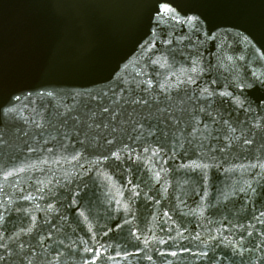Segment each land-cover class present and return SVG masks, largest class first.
I'll return each mask as SVG.
<instances>
[{"label":"water","instance_id":"1","mask_svg":"<svg viewBox=\"0 0 264 264\" xmlns=\"http://www.w3.org/2000/svg\"><path fill=\"white\" fill-rule=\"evenodd\" d=\"M154 3L155 0H0V102L17 95L21 97L19 101L12 99L10 103L0 106V183H3V169L28 168L16 178L11 188L6 187L5 190L15 193L13 200L26 194L35 197L31 202L20 199L18 206L37 216L36 231H51L52 239L48 243L61 251L63 247L58 244L59 240H64L65 244L74 240L79 243V238L87 240L91 235L87 232V222H82L83 218L79 216L81 211L99 231L103 230L102 226L110 227L118 220L122 223L121 218L125 214L122 211L116 213L114 209L122 208L129 194L123 192V202L119 206L113 199H121L117 191L121 186L126 189L139 185L137 191L141 192V197L131 204L133 215L128 218L132 220L133 231L138 225L139 232L150 240L153 235L168 239V235L161 231V217L168 226L179 228L184 237L191 235L194 238L199 234L209 245L214 244L213 237L221 233L229 240H240L241 227L249 222L256 223L252 220V214L264 210V189L255 183L256 178L250 169L241 168V165L255 163L254 156L262 154L258 137L257 143L252 146L235 148L230 153H213L197 160V163L209 165L203 173L183 168V165L196 159L191 151L192 146L186 143L188 155L177 149V157L168 160L167 164L160 160L155 165L145 161L142 166H134L131 172L126 168L116 170L102 166L101 171L112 177L115 187L106 186L103 177L95 174V169L91 173L85 171L90 167L88 161L95 159L89 152H84L85 158L81 161L84 168L71 162V146L82 149L73 136L74 122L69 119L67 124L62 123L59 114L65 113L68 108L74 110L68 113L69 116L83 114L88 108L99 111L97 106L101 101L105 105L110 104L109 98L120 100L123 104L124 99L136 94L149 95L141 89L146 87L142 83L147 79L143 73L153 71L148 63V57L153 56V51L149 50L150 43L157 36L162 38L164 31L180 34L175 26L167 29V21H161L158 25L151 18L155 16ZM196 3L200 6L199 11L208 17L204 31L209 30L210 21L215 40L203 35L197 40V34L192 33L189 47L181 45L168 55V61L175 64L176 72L179 74L181 67L187 68L189 55L197 51L205 67L212 64L211 77L217 80L213 88L227 85L228 90L232 91V85L238 80L250 81L253 70L264 72V0H196ZM184 44L188 45L189 41L185 40ZM156 48L163 49L164 46L157 42ZM158 71L161 75L152 76L154 85L165 81V72L172 75L167 67ZM208 78V73H205L204 79ZM168 83L175 85L176 77L173 76ZM150 91L157 95L160 93L158 87ZM169 91L175 96L172 89ZM249 91L253 93L249 97L252 110L258 111L256 101L264 95V89L246 90V94ZM47 92H53L54 96L47 97ZM38 93L45 95L39 96ZM85 93H91L96 98L89 101L86 96L77 95ZM103 93H107V96H103ZM85 103L88 108L83 107ZM184 103L191 109L195 101H188L185 97ZM125 107L130 110V106ZM10 108L16 111H8ZM217 108L220 116H217ZM208 110L212 116H216L217 124L203 114L197 115L196 119H204L210 129L219 128L214 135L224 137V143L230 142L233 135L240 136L239 131L233 134L227 128L229 125L239 127L237 120H244V113L234 110V106L228 103L219 107L218 103H213ZM221 118L227 120L229 125H225ZM34 122H42L44 129L37 128ZM81 132V139L84 138L83 133L89 137L93 134L86 126L81 128ZM44 140L51 141V145H45ZM61 141L69 145L67 150L60 148ZM212 143L215 145L217 142ZM53 145L55 152L40 150ZM30 148L37 150L30 151ZM164 158L168 159L167 156ZM215 164L221 167H214ZM161 166L169 170L168 185L164 181L156 183L153 178V172ZM229 168L238 170L225 171ZM128 180H132L133 184L128 185ZM245 181L257 188V194L251 199L239 191L247 188ZM85 184L87 187H84ZM260 184L264 185V179ZM164 187L168 188L167 192ZM41 188L43 192L37 190ZM75 191L82 192L76 198L79 206L66 207ZM3 198L7 200V197ZM49 203L55 205L52 211H46ZM164 213L172 219L169 220ZM6 216L9 232L29 226L30 219L25 211ZM45 219L50 223H45ZM249 230L254 235L249 237L244 233L246 246L251 247L253 243L259 245L264 241V236L259 234L264 231V225L256 224L255 230ZM110 235L121 250L136 252L137 245L143 247L130 234L128 225L119 233ZM171 236L175 237L176 232L173 231ZM23 239L28 240L29 237L24 236ZM104 239L108 240L109 237ZM177 242H180V238H177ZM198 244L200 241L195 239L191 244L187 239L183 240V245L190 247L192 252L201 250L202 246L196 247ZM156 249L178 250L171 242L167 245L150 244L145 251L152 255V261L145 259V253L141 252L121 264H166L167 260H171L172 264H208V261L191 254L175 258L161 257ZM221 253L231 257L222 260L221 264H233V261L235 264H264V247H258L251 253L245 252L243 257L232 254L230 249L222 246L216 250V254ZM98 264L105 262L101 260Z\"/></svg>","mask_w":264,"mask_h":264},{"label":"snow or ice","instance_id":"2","mask_svg":"<svg viewBox=\"0 0 264 264\" xmlns=\"http://www.w3.org/2000/svg\"><path fill=\"white\" fill-rule=\"evenodd\" d=\"M199 9L200 6L196 3V0H155V16L151 18L158 25L161 24V21H167L165 27L172 29L175 26L180 34L176 35L174 31H164L162 38L157 36L156 40L150 43L149 50L153 51V56L148 57V63L153 71L143 73L147 79L142 81L146 87L141 89L142 92L149 93V95L136 94L128 99L121 97V99H124L123 104L120 100L109 98L111 103L105 105L101 101L97 106L99 111L88 108V104L85 103L83 107L88 108V110L83 112V114L69 116L68 113L74 111L72 108H68L65 113L59 114L62 123L67 124L69 119L74 122L73 136L76 138V143L82 149L77 150L75 145L71 146L73 149L71 162H75L79 167L84 168V164L81 163L85 158L84 152H89L90 155H94L95 159L88 161L90 167L86 168L85 171L91 173L95 169V174L103 177L106 186L112 185L115 187V184H113L112 177L107 172L101 171L102 166L116 170L126 168L127 171L131 172L134 166H142L145 161L155 165L160 160L163 161V164H167L168 160H174L177 157V149L182 150L184 155H188L189 148H185L186 143L192 146L191 151L196 156V159L192 160L189 164L183 165V168L189 171L199 170L203 173L205 169L209 168V165L206 163H197V160H202L205 156H210L213 153H230L235 148H243L245 145L252 146L257 143L258 137L259 150L262 154L254 156L255 163L241 165V168L250 169L252 176L256 178L255 183L261 189H264V185L260 184V181L264 179V95L260 96L256 101L258 111H253L252 101L249 99L253 93L249 91L246 94V90L256 89L259 91L264 89V72L257 73L253 70L250 81L238 80L232 85L234 90L230 91L227 85H220L219 88L212 87V85L217 84V80L211 77L212 64L209 63L205 67L203 58L198 51L189 55L187 60L188 67H181L179 74L175 70V64H170L168 61V55L174 53L181 45L189 47L192 44V33L197 34V40H199L200 35L215 40V37L211 34L210 21L208 22L209 30L204 31L205 22L208 21V17L200 12ZM185 28L187 32H185ZM185 40L189 41L188 45L184 44ZM157 42L163 45L164 48L157 49ZM169 45L174 46L169 48L167 47ZM181 55H183V52H181ZM228 59L231 60L232 58L228 57ZM174 60L175 57H173ZM166 67L172 75L170 76L165 72V81L162 83L158 82L154 85L152 80L153 74L156 76L161 75L158 70ZM205 73H208V79H204ZM180 74L183 75V78H181ZM173 76L176 77L177 81L175 85L168 83ZM153 87L160 89L159 95L151 93L150 90ZM221 88L223 90H220ZM169 89L175 92V96L172 95ZM110 91L115 90L110 89ZM237 91L239 95H237ZM30 95L31 93H29ZM38 95L44 96L45 93H38ZM46 95L49 98L54 96L53 92H47ZM77 95L86 96L89 101L96 98L91 93ZM103 96H107V93H103ZM161 96L163 99H161ZM185 97L188 101H195L191 109L185 105ZM12 99L19 101L21 97L17 95L8 100H4L0 102V106L3 103H10ZM213 103H218V107L223 106L224 103H228L234 106V110L244 113L245 119L242 121L237 120L239 127L231 126L227 120L221 118L225 125H229L227 131L233 134L239 131V137L233 135L230 138V142L224 143V137L213 134L214 132L218 133L219 128L210 129L209 125L204 122V119H196L197 115L203 114L213 124H217L216 116H212V113L208 110ZM125 105L130 106V110ZM8 111L15 112L16 109L10 108ZM217 116H220L218 108ZM34 123L37 128L44 129L42 122ZM83 126H86L87 129L92 131L93 134L91 137L87 133H83L84 138H80L82 135L81 128ZM131 133L136 134L131 135ZM181 137H183V140ZM165 141H168L167 145ZM205 141L208 143H205ZM212 141H216L217 143L214 145ZM43 143L45 145H51V141L49 140H44ZM68 147L69 145L63 141L60 142L61 149L67 150ZM36 150L35 148H30V151ZM40 150L55 152V146L41 148ZM97 150L101 151L97 152ZM161 153H164V155L162 156ZM165 156L168 159H165ZM213 166L221 167L220 164ZM237 170L236 168L225 169V171L230 172ZM26 171H28V168L23 166L2 170L3 183H0V194H2L0 195V264H69V261L71 264H98L101 260L105 264H121L122 261H129V257L140 255L141 252L145 253V259L152 261V255L147 254L145 251L149 245H167L170 242L178 250L161 251L160 249H156L159 256L175 258L184 254H191L200 260L208 261V264H221L222 260L231 258L224 253L216 254V250L221 246L225 249H230L232 254L241 257H243L245 252L251 253L258 247H264V241H261L259 245L253 243L251 247H248L246 246L247 242L243 239L244 233L249 237L254 235V232L249 229L255 230L256 224L264 225V210L259 211L258 214H252V220L256 221V223L249 222L247 226L241 227L240 240H235V238L229 240L227 236L221 233L218 236H214L213 240L215 243L209 245L199 234H196L194 238L191 235L184 237V233L179 228L168 226L167 221L163 217H161V231L168 235V239L163 237L157 238L153 235L150 240L147 236H143L139 232L138 225L135 226L136 230L133 231L132 220L128 218L133 215L131 204L136 198L141 197V192L137 191L139 185H135L126 189L121 186L117 190L121 195V199H115L113 197L115 204L119 206L123 202V192L127 191L129 194L127 202L123 203V207H116L114 209L116 213L122 211L125 214L121 218L122 223L118 220L110 227L102 226L103 230L99 231L88 221V216L85 215V212L81 211L79 216L83 218L82 222H87V232L91 233V235L87 240L79 238V243L74 240L69 244H65L64 240H59L58 244L63 247V251H61L55 245L48 243L52 239L51 231L46 233L36 231L38 228L36 223L37 216L32 215L30 211H27L22 206H18L20 205V199L31 202L35 197L26 194L17 200H13L15 193H9L5 190L6 187L11 188L16 178ZM168 171V169L161 166L159 170L153 172V178L156 183L164 181V184L168 185ZM162 172L164 173L163 176L161 175ZM77 176L82 179L79 174ZM245 183L247 184V188H241L239 191L245 193L251 199L252 196L257 194V188L253 187L252 183L247 181ZM127 184L132 185L133 181L128 180ZM84 187H87V184ZM37 190L40 192L44 191L42 188ZM167 190L168 188L164 187V191L167 192ZM20 191L23 193L24 190L21 188ZM81 195V191H75L66 207L79 206L76 198ZM3 197H7V200ZM144 198L147 199V197ZM156 202L158 203V201ZM54 207L55 205L49 203L46 211H52ZM201 207L203 206L201 205ZM206 210L203 209V211ZM20 211L27 212L30 219L29 226L27 229L21 227L19 231L13 230L9 232L6 227L8 224L6 214ZM192 214L196 215L195 212ZM202 214L203 212H201ZM164 216H168V214L164 213ZM168 219L171 220L172 217L168 216ZM45 223L50 222L45 219ZM125 225L129 226V232L135 240L143 244V247L137 245L138 250L136 252H131L126 249L121 250L113 243L115 238L110 234L119 233ZM148 231H151V229H148ZM173 231L176 232L175 237L171 236ZM259 234L264 236V231H261ZM24 236L29 237V239L24 240ZM104 237H109V239L105 240ZM177 238H180V242H177ZM184 239H187L189 244H191L193 239L200 241V244L196 247L201 248L202 246L201 250L192 252L190 247L183 245ZM249 259L251 258L249 257ZM166 264H172V261L167 260ZM233 264H235L234 261Z\"/></svg>","mask_w":264,"mask_h":264}]
</instances>
